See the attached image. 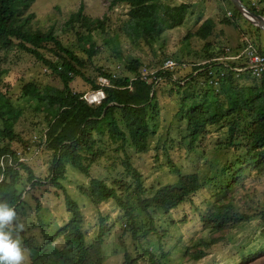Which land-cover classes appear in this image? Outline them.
I'll return each mask as SVG.
<instances>
[{
  "label": "rangeland",
  "instance_id": "obj_1",
  "mask_svg": "<svg viewBox=\"0 0 264 264\" xmlns=\"http://www.w3.org/2000/svg\"><path fill=\"white\" fill-rule=\"evenodd\" d=\"M159 1L171 6L181 3L188 5L183 22L166 29L153 43L142 40L135 43L126 33L128 6L125 4L111 7L110 0H32L28 12L34 14L33 24L42 30L54 25L55 34L62 44L83 58L84 67L81 70L84 75L97 85H110V78L100 74V71L111 78L134 79L141 73L151 76L166 57L177 63L172 72L162 74V79L153 85L155 103L153 111H149L154 115L149 119L153 132L147 151L137 153L129 142L117 151L118 143H112L107 132L104 131L101 136L94 133L102 155L90 164L88 175L67 164L60 183L80 206L84 217L82 229L87 242L97 237L100 222L107 227L101 245L106 264H123L125 252L135 259L134 264H150L149 255L144 254L146 250L155 264H264V226L255 216L264 208V172L238 160L245 152L228 144L226 125L208 124L203 136L191 147L187 121L180 113V109H186L191 102L188 98L182 104V97L186 93H192L195 99L198 98L197 101L204 98L207 102L214 99L223 102L225 97L218 93L223 81L221 72L224 71L218 63L219 59L234 62V66L241 65L242 56L238 57V54L247 43H251L256 50L262 49L264 53V31L261 28L257 30V26L243 15L236 16L229 0ZM242 2L247 8L253 6L264 12V0ZM80 5L86 15L104 20L103 31L95 30L88 37L78 24L65 23L69 14ZM225 17L232 22L223 23ZM208 18L214 22L212 34L205 40L194 36L200 24ZM207 41L211 43L212 51L218 53L211 59L203 57L202 47ZM91 42L95 53L89 55L84 49ZM45 56L59 64L53 52L46 50ZM130 58H137L141 62L138 75L125 68V62ZM202 63L204 65L195 73L198 69L193 70V65ZM213 66L217 70L214 77L220 78L217 87L207 83V71H215ZM0 70L3 72L1 89L21 114L14 129L24 143L13 144V151H19L21 155L20 159L12 161V167L18 168L20 162L29 164L38 181L36 185L27 183L25 172L19 168L22 179L18 189L22 204L18 207L14 225H24L23 230L18 232L21 247L26 250L27 258L23 264H30L32 257L43 250L46 252L44 261L46 257L48 260H59L54 253L63 247V238L60 236L52 242H47V239L68 220L69 213L65 208L63 191L48 179L52 154L45 146L43 114L37 108V101L24 94L22 86L27 82H36L40 87L46 84L60 87L61 81L51 74L47 66L18 49L0 52ZM172 77H176V80H172ZM235 77L239 86L251 85L256 78L249 72ZM70 87L83 95L96 93L90 83L78 76L71 81ZM215 93L220 96L216 97ZM101 100L88 103L95 104ZM224 105L227 104L224 102ZM125 155L142 174L146 195L161 185L175 182V168L182 173H197L202 187L168 213L135 209V233L132 235L130 224L113 200L94 205L79 189L87 187L90 178L96 177L114 186L118 193L125 196L130 194L132 186L124 189L133 183L131 174L122 165ZM5 166H9L6 161ZM237 176L238 180L232 182ZM229 182L231 186H227ZM226 200L231 201L237 211L251 215V219L218 231L207 225L202 216L215 203ZM150 217L155 231L144 235L150 226ZM13 235L16 238L17 233ZM25 239H29L30 247L24 246ZM201 242L211 244L206 246ZM198 250L204 251V255L195 259L192 255Z\"/></svg>",
  "mask_w": 264,
  "mask_h": 264
},
{
  "label": "trees",
  "instance_id": "obj_2",
  "mask_svg": "<svg viewBox=\"0 0 264 264\" xmlns=\"http://www.w3.org/2000/svg\"><path fill=\"white\" fill-rule=\"evenodd\" d=\"M31 2L32 0H0V52L7 53L12 49L23 51L47 66L51 74L61 81L60 87L49 84L40 87L36 82H27L23 84L22 90L24 94L37 101V108L43 114L46 126L45 146L52 154L48 179L63 191L64 204L69 217L47 239V242H52L60 236L63 238V247L56 249L54 253L59 260L54 258L48 260L46 257L44 261L46 252L43 250L36 257H32L30 264H106L101 245L108 231L107 227L100 222L97 237L87 242L82 229L84 217L80 206L65 191L60 180L65 176L67 164L85 175L89 174L90 164L103 153L96 145L94 133L101 136L107 132L110 141L118 143L117 151L123 149L128 142L137 153L147 151L148 140L153 132L149 119L154 118V115L149 111H153L155 103H153L155 93L152 91L154 84L138 77L111 78L109 74L100 71V74L110 78V85L102 87L104 97L101 101L95 104L86 102L82 98L83 93L76 92L70 87L74 77L83 78L95 89L99 85L84 75L81 70L84 67L83 58L62 44L55 34L54 25L42 30L33 24L34 14L28 12ZM109 4L111 7L117 4L128 6L126 33L135 43L140 40L153 43L166 29L180 25L188 8L184 3L171 6L159 0H110ZM248 9L264 15L262 10H257L253 6H248ZM233 13L242 16L235 7ZM222 22L230 24L232 20L225 17ZM65 23L78 24L88 37L95 30L103 31L105 27L103 19L86 15L82 5L69 14ZM213 25L212 19L208 18L200 24L193 35L205 40L212 34ZM202 48L203 57L211 59L218 55L212 51L209 41ZM46 50L54 53L59 64L45 56ZM84 51L89 55L95 53L92 42ZM257 51L264 55L262 49L258 48ZM220 53L223 51L220 50ZM230 64L233 66L234 62ZM140 66L141 62L137 58L127 59L125 62L126 70L136 75ZM201 66L203 65H193V70ZM225 70L218 91L225 97L223 102L218 99L207 102L204 98L197 101L198 98L195 99L192 93H186L182 97L183 105L188 98L189 102L191 101L186 109H180V113L187 121L189 145L192 147L203 136L208 124L220 125V127L226 125L229 135L228 144L245 152L238 160L244 161L248 167L264 172V72L261 76L254 77L253 84L239 86L235 77L237 73L230 68ZM2 73L0 70V83ZM162 74L168 72L156 73L157 76ZM218 93H215L216 97L220 96ZM20 115L19 109L11 104L0 86V158L5 153L13 154L14 143H24L14 129ZM122 165L133 179L132 185L128 184L124 188L128 190L132 186V191L127 196L118 193L114 186L96 177L90 178L87 187H79V189L94 205L104 200H113L125 215L126 222L130 224L132 235L135 233L133 226L135 209L144 212L154 209L168 213L202 187V181L197 173H182L175 168L177 174L175 182L161 185L153 193L146 195L142 174L131 164L127 155L123 158ZM18 166V168L7 166L0 180V202L7 203L16 213L22 204L21 192L18 189L22 179L20 169L25 172L27 183L38 184L29 164L20 162ZM234 180L237 181L238 176L233 178L232 182ZM231 185L229 182L227 186ZM255 216L260 218L264 226V208L255 213ZM202 217L207 225L218 231L251 219V215L237 211L229 200L215 203ZM151 221L150 217V226L144 231V235L155 231ZM28 240H24L25 247L31 245ZM200 244L209 246L211 242ZM144 254L149 255L150 264H155L147 250ZM203 255L204 251L198 250L193 252L192 257L199 259ZM134 263L135 259L130 258L125 252L123 264Z\"/></svg>",
  "mask_w": 264,
  "mask_h": 264
},
{
  "label": "built area",
  "instance_id": "obj_3",
  "mask_svg": "<svg viewBox=\"0 0 264 264\" xmlns=\"http://www.w3.org/2000/svg\"><path fill=\"white\" fill-rule=\"evenodd\" d=\"M241 56H242L243 62L239 66H234V65L231 66L230 62H224L221 59H219L218 63H219V65H221V68L224 70L223 72H221V78H223L225 71H226L225 70L226 68L232 69L237 74L247 71L254 77L261 76V74L264 72V55L258 53V51L253 47V45L251 43H247L243 47L241 53L238 54V57H241ZM233 58H234V56H233ZM198 65H204V63L198 64ZM176 67H177L176 61H174L170 57H166L163 59L161 67L155 73H151L152 74L151 76H149L148 73H141V75L138 78L142 79L143 81H145L147 83L153 82V84L155 85L156 83H158L162 79V76L156 75L157 72H159V71H162L163 73L164 72H172ZM199 69L200 68H198V70H196L195 73H197L199 71ZM213 69H215V66H213ZM216 71H217L216 69H215V71H212V70L207 71V77H208L207 83L211 86H214V87H217L220 83V78L218 76L214 77V73ZM172 80H176V77H174ZM104 86H106V85L101 83L99 85V87L96 89V93L83 95L82 98L86 102H91L94 100H101L104 97V93H103V89H102V87H104ZM44 138H45V136H44ZM44 141H45V139H44ZM27 149H29V147H27ZM20 155H21V153L19 151H17V152H13V154L12 153H5L1 156V158H0V169H1L0 180L3 178L4 170L7 167V166H5V161L9 164V166H13L12 161L13 160L15 161V159H20Z\"/></svg>",
  "mask_w": 264,
  "mask_h": 264
},
{
  "label": "clouds",
  "instance_id": "obj_4",
  "mask_svg": "<svg viewBox=\"0 0 264 264\" xmlns=\"http://www.w3.org/2000/svg\"><path fill=\"white\" fill-rule=\"evenodd\" d=\"M17 213L5 202H0V264H23L26 250L22 249L18 232L23 224H15ZM16 232V238L13 233Z\"/></svg>",
  "mask_w": 264,
  "mask_h": 264
},
{
  "label": "water",
  "instance_id": "obj_5",
  "mask_svg": "<svg viewBox=\"0 0 264 264\" xmlns=\"http://www.w3.org/2000/svg\"><path fill=\"white\" fill-rule=\"evenodd\" d=\"M233 6L238 10V12L243 15L248 21L252 22L257 27L264 31V16L252 12L248 9L241 0H230Z\"/></svg>",
  "mask_w": 264,
  "mask_h": 264
}]
</instances>
